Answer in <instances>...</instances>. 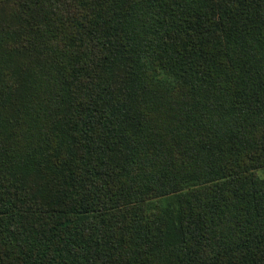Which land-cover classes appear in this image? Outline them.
I'll use <instances>...</instances> for the list:
<instances>
[{
    "label": "trees",
    "instance_id": "obj_1",
    "mask_svg": "<svg viewBox=\"0 0 264 264\" xmlns=\"http://www.w3.org/2000/svg\"><path fill=\"white\" fill-rule=\"evenodd\" d=\"M264 0H0V264H264Z\"/></svg>",
    "mask_w": 264,
    "mask_h": 264
},
{
    "label": "rangeland",
    "instance_id": "obj_2",
    "mask_svg": "<svg viewBox=\"0 0 264 264\" xmlns=\"http://www.w3.org/2000/svg\"><path fill=\"white\" fill-rule=\"evenodd\" d=\"M259 174L264 178V168L259 170Z\"/></svg>",
    "mask_w": 264,
    "mask_h": 264
}]
</instances>
